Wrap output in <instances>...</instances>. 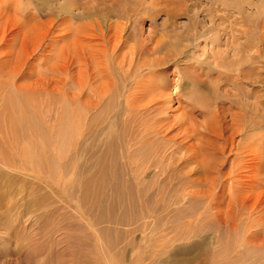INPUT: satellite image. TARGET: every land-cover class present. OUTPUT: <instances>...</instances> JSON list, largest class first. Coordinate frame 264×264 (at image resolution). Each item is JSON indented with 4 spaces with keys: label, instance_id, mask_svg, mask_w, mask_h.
Segmentation results:
<instances>
[{
    "label": "rangeland",
    "instance_id": "1",
    "mask_svg": "<svg viewBox=\"0 0 264 264\" xmlns=\"http://www.w3.org/2000/svg\"><path fill=\"white\" fill-rule=\"evenodd\" d=\"M71 1L0 0V264H60L63 259L83 264L85 258V264H264V0H228L227 11L219 8L224 1L209 0H161L164 8L160 0ZM111 7L116 9L115 18ZM127 8L135 13L130 10L131 16ZM69 13L83 14V20L71 21ZM129 18L134 20L131 24ZM195 19L204 24L213 19L216 25L226 20V45L219 50L230 59L231 72L213 64L211 83L204 80L192 88L190 71L198 67L194 57L204 59L202 53H210L203 44L199 48L186 39L193 37ZM92 20L117 25L107 42L88 43L92 30L87 25ZM120 27L128 43L111 56ZM128 30L134 33L130 38ZM219 35L223 37V32ZM255 37L261 48L257 71L249 61L254 55L249 45ZM193 47L198 49L194 53ZM139 58L157 69H168L163 77H168L173 101L168 108L174 110L165 114V120L164 112L149 113L144 130L148 136L136 135L129 149L121 117L128 89L138 85L136 93L147 105L159 82L157 73L144 68L134 79L142 71ZM234 65L241 66V77L235 81L231 80L238 76ZM104 66L117 72L119 81ZM219 71L230 74L228 81H218ZM211 84H219L216 95L226 114L218 106L220 112L211 114L218 122L201 109L194 114L185 105V95L193 91L209 101ZM177 107L193 113L192 124L186 123L189 118L184 120L187 130L180 123L181 114L187 115L185 109L173 116ZM103 119L106 127L100 123ZM69 122L75 129L64 141L61 133ZM210 123L218 127L212 129ZM154 148L165 154V162L147 160ZM192 153L200 159H191ZM52 160L56 171L47 167ZM145 164L148 171L143 172ZM160 172L164 178L158 180ZM245 243L255 245L248 248Z\"/></svg>",
    "mask_w": 264,
    "mask_h": 264
},
{
    "label": "bare ground",
    "instance_id": "2",
    "mask_svg": "<svg viewBox=\"0 0 264 264\" xmlns=\"http://www.w3.org/2000/svg\"><path fill=\"white\" fill-rule=\"evenodd\" d=\"M74 1V0H73ZM73 1H71V2H73ZM80 1V0H79ZM93 1H95V0H93ZM97 1V0H96ZM127 1V0H126ZM143 2V4H144V2H145V0L143 1V0H140V2ZM146 1H148V0H146ZM152 1V0H151ZM154 1V0H153ZM158 1V0H157ZM163 1V0H162ZM162 1L160 0V4H161V6H163L164 4L162 3ZM167 0H165V2L164 3H167L166 2ZM185 1V0H184ZM194 1V0H193ZM223 1H224V3H223ZM225 1H227V2H225ZM55 2V1H54ZM86 2V1H85ZM124 2V1H123ZM138 2V1H137ZM159 2V1H158ZM169 2L171 3V1L169 0ZM209 2H211V3H214V2H221V3H223V6L221 7V6H219V8H221V10H224V11H227L228 10V6H229V1L228 0H209ZM53 3V2H52ZM64 3V2H63ZM77 3H79V2H77ZM100 3V2H99ZM102 3V2H101ZM145 4H147L146 2H145ZM159 4V3H158ZM163 4V5H162ZM194 4V3H193ZM54 5V4H53ZM56 5V4H55ZM64 5V4H63ZM66 5V4H65ZM83 5V4H82ZM91 5H93V4H91ZM90 5V6H91ZM106 6H108L107 4H105ZM153 5V4H152ZM191 5V4H190ZM216 5V4H215ZM218 5V4H217ZM79 6V5H78ZM104 6V5H103ZM114 6V5H113ZM123 6V5H122ZM121 6V7H122ZM130 6H131V4H130ZM134 6V3H133V5H132V7ZM136 6V5H135ZM145 6V5H144ZM147 6V5H146ZM256 6V5H255ZM86 7V6H85ZM84 7V8H85ZM99 7H101V6H99ZM99 7H98V9L96 10L97 12H98V10H99ZM109 7V6H108ZM115 7V6H114ZM126 7H128V6H126ZM150 7V5L147 7V8H149ZM60 8V7H59ZM91 7H89V9H90ZM113 10L115 9V8H113V7H111ZM120 8V7H119ZM131 8V7H130ZM162 8H164V6L162 7ZM55 9H57V8H55ZM61 9H63V7L61 8ZM108 9V8H107ZM107 9H105L106 11H107ZM133 10H131V11H133V13H135L134 11V8H132ZM149 9H151V10H154V7L153 8H149ZM188 9H191V8H188ZM85 11L87 10L88 11V9H84ZM93 10V9H92ZM111 10V9H110ZM119 9H117V11H118ZM124 10V9H123ZM127 10H128V8H127ZM130 10H128V12L130 11ZM182 10V9H181ZM77 11H79V10H77ZM94 11V10H93ZM101 11H102V9H101ZM106 11H104L105 13H108V12H106ZM115 11H116V9L114 10V12H113V14L111 13V15H113V16H111V15H109V16H111V17H113V18H115L114 17V13H115ZM130 11V12H131ZM149 11V10H148ZM155 11H157V9L155 8ZM159 11V10H158ZM162 11V10H161ZM74 12V11H73ZM80 12V11H79ZM89 12V11H88ZM104 12H100V14L101 13H103V15L101 14V16H103V19H105L106 17H105V14H104ZM121 12V10L119 11V13ZM125 12V11H124ZM129 12V14H131ZM137 12H138V10L136 11V14H137ZM142 12H143V10H142ZM151 12V11H150ZM52 13V12H51ZM71 13H72V11H71ZM71 13H69V15L71 14ZM81 13V12H80ZM80 13L79 14H71L72 16L69 18V19H71V21L72 20H75V21H82L83 20V14H81L80 15ZM99 13V12H98ZM153 13V12H152ZM159 13H161V12H159ZM158 13V14H159ZM64 14V13H63ZM88 14V13H87ZM91 14H93V13H91ZM140 14H141V12H140ZM151 14V13H150ZM156 14V13H155ZM162 14V13H161ZM169 14V13H168ZM66 15H68V13L66 14ZM83 15V16H82ZM115 15H116V13H115ZM121 15V14H120ZM127 15V14H126ZM142 15V14H141ZM152 15H154V14H152ZM152 15H151V18H152ZM59 16V15H58ZM93 16L95 17V16H97L96 14L94 15L93 14ZM100 16V15H99ZM131 16H132V14H131ZM135 16V15H134ZM133 16V17H134ZM143 16H145V15H143ZM66 17V16H65ZM68 17V16H67ZM66 17V18H67ZM87 17H89V16H87ZM90 17H92V15H90ZM93 17V18H94ZM128 17H129V15H128ZM136 17V16H135ZM156 17H158V15L156 16ZM173 17V16H172ZM101 18V20H102V17H100ZM110 18V17H109ZM117 18V17H116ZM132 18V17H131ZM131 18H129L128 19V23L129 24H131V21H130V19ZM122 19V18H121ZM136 19V18H135ZM84 20H85V18H84ZM110 20V19H109ZM127 20V19H126ZM132 20V19H131ZM154 20V19H153ZM221 20V23L220 24H218V25H216L215 24V22H214V20L213 19H211L210 21H208V23L207 24H204L203 23V21H199V20H197V19H195V20H193V21H195V26L193 27V31H194V34H193V37L191 36V35H187V40L191 43V41H193V44L194 43H197L198 44V46H199V48H200V46L203 44V46L204 47H206V50L208 49L209 51L208 52H210V53H208V55H206L205 53H202V57H205L204 59H199V58H196V56L194 57V61L193 62H195L196 64H195V67H196V65L198 66L197 68H194L193 66H192V68L193 69H191V71H190V69L188 68V71H190L191 72V75H189V76H191L192 77V79H193V76H194V80H192V82H189L188 83V85H191L192 86V88H194V87H196L197 85H199V84H201V82H203L204 80L206 81H208V80H210V79H212V77H211V69H209V67L210 66H213V64H216V66H217V68L219 67V68H221V69H223V70H226V71H228V72H231V71H229L230 69H229V64L231 63H228V61H230V59H228L227 57H226V55H225V52L224 51H221V50H219L222 46H225L226 45V30H227V27L225 26V21L226 20H224V19H220ZM88 21V20H87ZM106 21H107V19H106ZM132 21H134V20H132ZM128 23H126L125 25H127ZM135 23V22H134ZM206 23V22H205ZM67 26H68V24H70V22H67V23H65ZM135 25H136V23H135ZM134 25V26H135ZM243 25V24H242ZM5 26V25H4ZM69 26H71V25H69ZM83 26V24L81 25V27ZM88 28H89V30L91 31L92 30V32H91V34H92V36H88L89 38H90V41L88 42L89 44L91 43V44H94V46H96L97 44L95 43V42H97V41H106L107 39H108V36H109V34H110V32H112V30L113 29H115V27H117V25L115 24V23H113L112 21H109V23L107 24V23H104L103 24V21H98V20H92V22H90L88 25ZM66 27V26H65ZM91 27H93V28H91ZM132 27H133V23H132ZM131 27V29L132 30H135L134 28H132ZM67 28V27H66ZM124 28H126V27H124ZM128 28V27H127ZM233 28V27H232ZM68 30H69V27L67 28ZM70 29H72V28H70ZM117 29V28H116ZM129 29V28H128ZM130 29V30H131ZM172 29V28H171ZM176 29V28H175ZM41 30V29H40ZM127 30V29H126ZM125 29H124V31H126ZM216 30H218L219 31V33H217L216 32ZM87 31V30H86ZM129 31V30H128ZM174 31V30H173ZM176 31V30H175ZM174 31V32H175ZM190 31V30H189ZM221 31L223 32V37H221V35H219L220 33H221ZM85 32V31H84ZM127 32V31H126ZM94 33V34H93ZM121 33H123L122 32V27H120V31H119V35H120V37H118L119 38V40H118V44L117 45H115L114 47H113V50H110L111 52H109L110 53V55L112 56V54L115 52V49L116 48H118V46H120V45H123L124 43H125V40H124V36L125 35H121ZM128 34H129V37H128V35L126 36V38L128 37V38H130V36H131V34H132V32L131 31H129L128 32ZM134 34V33H133ZM132 34V35H133ZM241 34V33H240ZM4 35V34H3ZM2 35V36H3ZM118 35V36H119ZM251 35V34H250ZM255 35V34H254ZM136 36V35H135ZM72 37V36H71ZM230 37V36H229ZM234 37V36H233ZM257 37V36H256ZM256 37H255V41L253 42H250V40L249 39H247L249 42H250V45H249V48H251V51H254L253 52V56L252 57H250L249 56V61L252 63L253 62V64H251L252 66H251V68H252V70H254V71H257V68H258V63H260V59H261V55H260V50H261V48H260V50H259V42H258V40H256ZM112 38H113V36H112ZM156 39V38H155ZM130 40V39H129ZM233 40V39H232ZM234 40H235V38H234ZM108 41V40H107ZM106 41V42H107ZM110 41V40H109ZM228 41V40H227ZM236 41H238V40H236ZM37 42V41H36ZM87 42V41H86ZM105 42V43H106ZM151 42V41H150ZM149 42V43H150ZM229 42V41H228ZM249 42H247L248 44H249ZM87 43V44H88ZM104 43V44H105ZM126 43H128V39H127V42ZM125 43V44H126ZM158 43V42H157ZM156 43V44H157ZM236 43H239V41L238 42H236ZM241 43V42H240ZM86 44V45H87ZM103 44V45H104ZM153 44V43H152ZM159 44V43H158ZM197 44L195 45V46H197ZM233 44V43H232ZM241 44H243V43H241ZM239 46H240V44H238ZM73 46V45H72ZM153 45H151V47H152ZM159 46V45H158ZM103 47H105V45L103 46ZM160 47V46H159ZM158 47V48H159ZM242 47V46H241ZM197 47H193V53H194V51H195V49H196ZM63 49V48H62ZM136 49V48H135ZM147 48H145V50H146ZM154 50H155V47L153 48ZM227 49H229V48H227ZM148 51H150L149 49H147ZM196 50H198V49H196ZM206 50H203V51H206ZM239 50V49H238ZM105 49H104V52H103V54L105 53ZM151 51H153L152 49H151ZM176 51V50H175ZM227 51V50H226ZM69 52V51H68ZM73 52V51H72ZM155 52V51H154ZM153 52V53H154ZM199 52V51H198ZM241 52V51H240ZM136 53V52H135ZM250 53V52H249ZM64 54V53H63ZM71 54V53H70ZM196 54V53H195ZM90 55V54H89ZM198 55V54H197ZM200 55V54H199ZM198 55V56H199ZM236 55H238V54H236ZM239 55H241V54H239ZM104 56H106V54L104 55ZM134 56H137V55H134ZM263 56V55H262ZM109 57V56H108ZM245 57V56H244ZM95 58V57H94ZM102 58V57H101ZM138 58V57H137ZM235 58H236V56H235ZM162 59V58H161ZM239 59V58H238ZM99 60V59H98ZM107 60H110V59H107ZM106 59H105V61H107ZM243 60V59H242ZM68 61V60H67ZM76 61V60H75ZM165 61V60H164ZM163 61V62H164ZM161 62V61H160ZM244 62V61H243ZM59 63V62H58ZM57 63V64H58ZM108 63V62H107ZM106 63V65H108ZM111 62H109V64H110ZM138 63H139V65H138ZM167 63V62H166ZM236 63V62H235ZM238 63V62H237ZM241 63V62H240ZM113 64V63H112ZM111 64V66H113ZM115 64V63H114ZM161 64V63H160ZM205 64H206V67H203L202 65H204L205 66ZM239 64V63H238ZM237 64V65H238ZM248 64V63H247ZM137 65L139 66V68H141V70L142 71H138V67H136V71H138L136 74V77L134 78V79H136L137 77H138V75H139V73L140 74H142L141 72H143V68L144 69H147V70H152V71H150L149 73H151V72H155V75H156V73H157V77H158V80H159V82H158V84L156 85V87L155 88H153V89H151L152 91V94H153V96H154V99H153V101H152V103H150V104H147V105H143L142 104V102L140 101V97H138V94L136 93V88H137V86L138 85H136L135 84V86H132L133 88H131L130 87V89H128V92H129V94L126 96V98L124 99V102H123V108H124V111H123V115H122V113H121V117H123V121H124V130H125V132H126V137L128 138V144L127 145H129L128 146V148L130 149L131 148V146H133V141H134V137H135V139L137 140V137H136V135H138V136H143L144 135V130L146 129L145 127H146V117L149 115V113L151 114L152 112H154V111H156L157 110V112L159 113V112H164V115L162 116L163 118H164V116H165V114H168V111H173L172 110V106L170 107L169 106V108H168V105L169 104H171L173 101L171 100V92H169L168 91V89H169V87L170 86H168L169 85V81H168V77H163V75H165L166 73H167V71H168V69H157L156 67H154V66H151V64H149V63H146V62H140V58H139V62H137ZM108 66H110V65H108ZM130 66V65H129ZM215 66V65H214ZM228 66V67H227ZM235 66V65H234ZM99 67V66H98ZM106 67L107 66H104L103 68H105V72H106ZM168 67V66H167ZM166 67V68H167ZM191 67V66H190ZM241 67V66H240ZM240 67H237L236 68V66L233 68L234 70L235 69H237V74H238V76L237 77H233L231 80H234L235 81V79H238V78H240L241 77V70H240ZM250 67V66H249ZM107 68H109V67H107ZM114 68L115 67H113V71H114ZM129 68H131V67H129ZM232 68V67H231ZM242 69V68H241ZM99 70H102V69H97V71H99ZM109 70V71H108ZM107 71L109 72V76L111 77V78H113V80L114 81H119V80H117V79H119V77L117 78V76H115L116 74H118L117 72H115V74H114V72H112L111 71V68H109ZM133 69H131V71H132ZM246 70V69H245ZM243 71V70H242ZM112 72V73H111ZM123 72H125V71H123ZM128 72H129V70H126V74H128ZM145 72V71H144ZM103 73H104V71H103ZM130 73H132V72H130ZM233 73V72H232ZM95 74H97V73H95ZM251 74H252V72H251ZM258 74V73H257ZM99 75V74H98ZM220 75H221V78H220ZM227 73L225 72V71H219V72H217V78L219 79L218 81H223V80H225V81H228V79H227ZM234 75H236V74H234ZM118 76H120V77H122L121 75H118ZM186 76V75H185ZM213 76V75H212ZM228 76H230V74L228 75ZM232 76V75H231ZM101 77V76H100ZM258 77H259V75H258ZM93 78V77H92ZM122 78H127L126 76H124L123 75V77ZM121 78V79H122ZM128 78H130V77H128ZM207 78V79H206ZM255 78H257V77H255ZM89 79H90V77H89ZM94 79V78H93ZM96 79V78H95ZM124 79H122V80H124ZM131 79H133L132 77H131ZM244 79V78H243ZM242 79V80H243ZM98 80H99V78H98ZM126 80V79H125ZM124 80V81H125ZM128 80V79H127ZM188 80H191V79H189L188 78ZM121 81V80H120ZM204 81V82H205ZM96 82V81H95ZM133 82V81H132ZM209 82V84L211 83V80L210 81H208ZM88 83V82H87ZM119 83V82H118ZM130 83V82H129ZM135 83V82H134ZM133 83V84H134ZM142 83V82H141ZM156 83V82H155ZM166 83H167V85H166ZM228 83V82H227ZM233 83V82H232ZM84 84H86V83H84ZM90 84H92V83H90ZM132 84V83H131ZM132 84V85H133ZM138 84V83H137ZM140 84V83H139ZM98 85V84H97ZM114 85H116V84H114ZM187 85V86H188ZM212 85V84H211ZM236 85V84H235ZM253 85H254V81H253ZM255 85L257 86V83H255ZM254 85V86H255ZM87 86V85H86ZM91 86V85H90ZM167 86H168V89H167ZM239 86V85H238ZM89 87V86H88ZM100 87V91H101V87L102 86H99ZM145 87V86H144ZM190 86H188V88H189ZM93 89L94 88H96L95 86L94 87H92ZM112 88V87H111ZM125 88H127V86H125ZM187 88V87H186ZM81 89V88H80ZM79 89V90H80ZM98 89V88H97ZM94 90H96V89H94ZM93 90V91H94ZM211 90H212V98L208 101L207 100V98L205 97V96H203V94H200L199 96H198V94L196 93H194V91L193 92H191V93H189V94H186L185 96L187 97V102L185 103V105L187 106V107H189V108H191V111L194 113V111L196 110V109H201V113L202 114H204L205 116L206 115H208V117L209 116H211V114L212 113H216V112H220V111H216V109L218 108V106L220 107V100H219V96H217L216 95V93L218 94V91L220 90V87H219V84H213L212 85V88H211ZM89 91H91V90H89ZM119 91V90H118ZM89 94L90 93H92V92H88ZM94 93H95V91H94ZM117 93V92H116ZM123 93H125V92H123ZM144 93V92H143ZM199 93V92H198ZM224 93V92H223ZM81 94H82V92H81ZM96 94V93H95ZM104 94V93H103ZM115 94V93H114ZM111 95H113V93L111 94ZM120 95V94H119ZM211 95V94H210ZM98 97H99V95H97ZM207 96V95H206ZM161 97H163V98H161ZM165 97V98H164ZM110 98V97H109ZM101 100V99H100ZM186 100V99H185ZM172 101V102H171ZM189 101V102H188ZM212 101H213V103H212ZM171 102V103H170ZM178 102V101H177ZM97 104V103H96ZM181 104V103H180ZM99 105V104H98ZM154 105V106H153ZM153 106V107H152ZM180 106H183V104L182 105H180ZM95 107V106H94ZM98 107V106H97ZM96 107V108H97ZM178 107H179V105H178ZM177 107V109H176V111L175 112H173V116L176 114V112H178V111H180V109L182 110V109H185V113H186V110H187V108H185V107H182V108H178ZM118 109V108H117ZM117 109H116V111H117ZM163 109V110H162ZM221 110V112H222V114H224V112H225V109H224V106L222 107H220V108H218L217 110ZM158 110H161V111H158ZM228 110L230 111V109L228 108ZM254 110H257V107H255L254 108ZM113 111V110H112ZM183 111V110H182ZM190 111V112H191ZM112 113V112H111ZM110 113V115H113V114H111ZM114 113H116V112H114ZM117 113H118V111H117ZM158 113H156V114H158ZM183 113V112H182ZM184 113V114H185ZM189 113V112H188ZM192 113V114H193ZM214 113V114H215ZM217 113V114H218ZM229 113V112H228ZM155 114V113H154ZM171 114V113H170ZM179 114H181V113H179ZM187 114V113H186ZM192 114H190L191 115V117H192ZM195 114V113H194ZM200 114V113H199ZM221 114V115H222ZM247 114V113H246ZM257 113H254V116L256 115ZM159 115V114H158ZM188 115V114H187ZM187 115H185L186 117H184V115L183 114H181V117H182V121H183V123H182V121L180 120V123L182 124V127L181 126H179V128L181 127V128H183V129H188V128H184V126L183 125H185L188 121L190 122V115H188V117H187ZM201 115V114H200ZM219 115V114H218ZM218 115H217V118H218ZM224 115H226V114H224ZM222 116V117H224L225 118V116ZM231 115H233V113H231ZM230 115V116H231ZM244 115V114H243ZM115 116V115H114ZM170 116V115H169ZM172 116V115H171ZM178 116V115H177ZM203 116V115H202ZM214 116V115H213ZM220 116V115H219ZM119 117V116H118ZM158 117V116H157ZM114 118V117H113ZM150 118H152V116L150 117ZM172 118H174V117H172ZM171 118V119H172ZM178 118L180 119V115L177 117V119L176 120H178ZM183 118H185V119H183ZM189 118V120H187ZM211 118H212V116H211ZM244 118V117H243ZM149 119V118H148ZM153 119V118H152ZM170 119V118H169ZM175 119V118H174ZM194 119V121H195V118H193ZM209 119H210V117H209ZM208 119V120H209ZM220 119V118H219ZM235 119H236V117H235ZM256 119H257V116L254 118V120L256 121ZM164 120H165V118H164ZM184 120H187L186 121V123L184 122ZM217 119L215 118V119H213L212 118V121H215V122H218V121H216ZM224 119H222V121H223ZM225 120H226V118H225ZM224 120V122H226ZM237 120V119H236ZM239 120V119H238ZM103 121V122H102ZM100 123L102 124L103 123V126H105L106 127V125H104V119L102 120ZM113 121V120H112ZM160 121V120H159ZM171 121V120H170ZM196 121H197V119H196ZM204 121H205V119H204ZM240 121V120H239ZM75 122V121H74ZM155 122H156V120H155ZM167 122V121H166ZM172 122V121H171ZM170 122V123H171ZM188 122V123H189ZM209 122V121H208ZM232 122H234L233 120H232ZM163 123V122H162ZM161 123V124H162ZM199 123V122H198ZM203 123V122H202ZM206 123V122H205ZM212 123V122H211ZM210 123V124H211ZM227 123V122H226ZM31 124V122H29V125ZM180 124V125H181ZM190 124H192L191 122H190ZM189 124V125H190ZM209 124V123H208ZM229 124V123H228ZM231 124V123H230ZM229 124V125H230ZM36 125V124H35ZM34 125V126H35ZM165 125V124H164ZM163 125V126H164ZM186 125H188V124H186ZM186 125H185V127H186ZM222 125V124H221ZM224 125H225V123H224ZM227 125V124H226ZM225 125V126H226ZM228 125V126H229ZM233 125H237V123L235 124H233ZM38 126V125H37ZM67 126V125H66ZM65 126V127H66ZM113 126H114V124H113ZM119 126V125H118ZM158 125H157V123H156V127H157ZM208 126V125H207ZM219 126H220V124H219ZM224 126V127H225ZM235 126H232L233 128H235ZM243 126V125H242ZM32 127V126H31ZM213 127V128H212ZM218 127V124H217V126L215 125V127L211 124V128L212 129H215V128H217ZM222 127V126H221ZM221 127H219V128H221ZM223 127V128H224ZM246 127V126H245ZM248 127H249V125H248ZM103 128V127H102ZM148 128H149V126H148ZM189 128H191V125H190V127ZM209 128V127H208ZM228 128V127H227ZM63 129H64V127H63ZM75 129V126L73 125V123H71V122H69V124H68V126L66 127V129H64V131H63V133H61L62 135H61V137H62V139H64L65 137L64 136H66V137H68L69 135H71V133L73 132V130ZM99 129V128H98ZM158 129H161V128H158ZM166 129H168V128H166ZM174 129V128H173ZM102 130H104V129H102ZM175 130V129H174ZM191 130H192V128H191ZM195 130V129H194ZM211 130V129H210ZM218 130V129H217ZM214 131V130H212L213 131V133L214 132H218V131H220V130H218V131ZM228 130V129H227ZM246 130V129H245ZM61 131V130H60ZM75 131H77V129L75 130ZM114 131V130H113ZM158 131H160V130H158ZM196 131V130H195ZM162 132V131H161ZM184 132V131H183ZM192 132H193V130H192ZM151 133V132H150ZM163 133V132H162ZM188 133V132H187ZM186 133V134H187ZM67 134H69L68 136H67ZM74 134H76V133H74ZM73 134V135H74ZM142 134V135H141ZM146 135H144V136H148V134H147V132L145 133ZM165 134V133H164ZM171 134V133H170ZM181 134H182V132H181ZM181 134H179V136H182ZM209 134H211V133H209ZM222 134H223V132H222ZM169 135V134H168ZM174 135V134H173ZM184 135H185V132H184ZM191 135V134H190ZM189 134H187V137H189L190 136ZM194 135H196V134H194ZM202 135V134H201ZM200 135V136H201ZM219 135H221V134H219ZM72 136V135H71ZM157 136V135H156ZM192 136V135H191ZM190 136V138H194V136L193 137H191ZM196 136H198V135H196ZM207 136V135H206ZM211 136V135H210ZM222 136V135H221ZM126 137H125V140L127 141V139H126ZM202 137H204V136H202ZM202 137H201V139H202ZM232 137H234V136H232ZM236 137V136H235ZM179 138L180 137H178L177 139L179 140ZM68 139V138H67ZM172 139V141L174 140L173 139V137L171 138ZM196 139V138H195ZM234 139V138H233ZM182 140V139H181ZM184 140H187V139H184ZM190 140H192V139H190ZM190 140H188V141H190ZM198 140H200V139H198ZM64 141H66V139H64ZM72 141V140H71ZM171 141V142H172ZM68 142V141H67ZM174 142H175V140H174ZM182 142V141H181ZM180 142V143H181ZM179 143V144H180ZM41 144V143H40ZM68 144H70V143H68ZM178 144V145H179ZM60 145V144H59ZM65 145V144H64ZM63 144H62V146H64ZM151 146H152V144H151ZM150 146V147H151ZM177 146V145H176ZM176 146H175V149H176ZM179 146H182V145H179ZM209 146V145H208ZM234 145H232V147H233ZM60 147V146H59ZM66 147H67V145H66ZM154 147V146H153ZM183 147H185V146H183ZM188 147V146H187ZM237 147V146H236ZM152 148V147H151ZM224 148V147H223ZM166 149H167V147H166ZM180 149V148H179ZM152 151L150 152V154L149 153H145V155L147 156L148 154H149V158L147 157V160L148 161H152V162H156V163H160V161H163L164 160V158H166L165 157V154L162 152H160L159 151V148H154V150L153 149H151ZM168 150H169V148H168ZM177 150V149H176ZM194 150V149H193ZM165 151V150H164ZM173 152H174V150H172ZM190 151V150H189ZM28 152V151H27ZM129 154H130V156L132 155V153L131 152H128ZM176 153H178V152H176ZM189 153V152H188ZM175 154V153H174ZM183 154V153H182ZM192 154H195V153H192ZM204 154H205V151H204ZM29 155V154H28ZM34 155V154H33ZM42 156V155H41ZM170 156V155H169ZM193 156H196V157H194V159H198L197 158V156L198 155H192V157H191V159L193 158ZM35 157V156H34ZM31 158V157H30ZM169 158V160H170V158L171 157H168ZM167 158V159H168ZM172 158H174V157H172ZM171 158V159H172ZM185 158H187V157H185ZM182 159V158H181ZM200 159V158H199ZM198 159V160H199ZM37 160H39V159H37ZM173 160V159H172ZM190 160V159H189ZM206 160V159H205ZM28 161H29V159H28ZM31 161V160H30ZM30 161H29V163H30ZM52 161H54V160H52ZM166 160H164L163 162H165ZM195 161V160H194ZM256 161V160H255ZM37 162V166H39V167H41L42 169H43V164H41V161L39 160V161H36ZM199 162V161H198ZM148 163V162H147ZM47 164V167H48V169H54V171H56V169H57V165L55 164V161L54 162H47L46 163ZM46 164H44L45 166H46ZM149 164H151V163H149ZM164 164V163H163ZM253 164H255V163H253ZM261 165V164H260ZM38 167V168H39ZM249 168V167H248ZM150 169V168H149ZM156 169V168H155ZM253 169V168H252ZM145 170H147L148 171V166L145 164L144 165V170H143V172H145ZM159 171H161V170H159ZM4 173V172H3ZM7 173V172H6ZM161 174H159L158 176H157V173L155 174L156 176H157V179L158 180H160V179H163L164 177H163V175H162V172H160ZM2 175H4V174H2ZM137 176H140V174H138ZM3 178V177H2ZM8 178V177H7ZM98 182H101V180L100 181H98ZM103 183V182H102ZM163 183H165V182H163ZM102 185V184H101ZM101 185H99L100 187H101ZM105 186V185H104ZM97 187V186H96ZM96 187H94V188H96ZM90 188H92V187H90ZM99 188V187H98ZM88 189H89V187H88ZM102 189V188H101ZM87 190V189H86ZM90 190H93V189H90ZM90 190H87V191H89V192H92V191H90ZM95 190V189H94ZM99 190H100V188H99ZM98 192H96V194H97ZM86 194V193H85ZM90 194V193H89ZM92 195H93V193H92ZM91 196V195H90ZM34 206V205H33ZM73 215V214H72ZM135 226V225H134ZM138 226V225H137ZM140 227H137L136 228V230H138ZM229 228V227H228ZM150 229H151V227H150ZM149 229V230H150ZM153 229H154V227H153ZM160 228H158V230H159ZM10 230V229H9ZM230 230V229H229ZM233 230V229H232ZM232 230H230V231H232ZM234 230H236V227H235V229ZM261 230V229H260ZM258 231V230H257ZM10 232V231H9ZM259 232V231H258ZM258 232H256V233H258ZM264 232V231H263ZM17 233V232H16ZM155 233H157V232H155ZM261 233V232H260ZM236 234V233H235ZM259 234V233H258ZM102 235V234H101ZM254 235V234H253ZM252 235V236H253ZM260 235H262V233L260 234ZM151 236V235H150ZM149 236V237H150ZM251 236V235H250ZM17 237V236H16ZM256 239L259 237L258 235H256V236H254ZM262 237V236H261ZM216 238V237H215ZM213 239V238H212ZM167 240V239H166ZM214 240V239H213ZM255 240V239H254ZM253 240V241H254ZM261 240V239H260ZM259 240V241H260ZM258 240H256L255 242H257ZM214 242V241H213ZM241 243V242H240ZM212 244V243H211ZM245 245H247L248 246V248H249V246H254L255 245V243L254 244H252L251 243V245H250V243H249V245L248 244H246L245 243ZM215 246V245H214ZM242 246V245H241ZM247 246H246V248H247ZM257 246H261V245H257ZM264 246V245H263ZM2 247V246H1ZM212 247V246H211ZM243 247V246H242ZM261 248H262V246H261ZM264 248V247H263ZM40 249V248H39ZM243 249V248H242ZM31 250V249H30ZM238 250V249H237ZM251 251H253V249L251 250ZM111 255V254H110ZM234 255V254H233ZM77 256H75V258H76ZM88 259V258H87ZM86 258H85V260L83 261V264H85V262H87L88 260H87ZM113 259V257H111V260ZM87 260V261H86ZM176 261V260H175ZM61 261H59V263H60ZM111 262V261H110ZM114 262V261H113ZM112 262V263H113ZM172 262V260H170V263ZM60 264H75V262H73V261H68V260H64L63 259V263L61 262Z\"/></svg>",
    "mask_w": 264,
    "mask_h": 264
}]
</instances>
